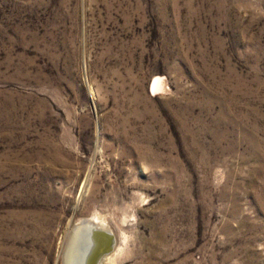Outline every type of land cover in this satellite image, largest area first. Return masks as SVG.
<instances>
[{"label":"rangeland","instance_id":"obj_1","mask_svg":"<svg viewBox=\"0 0 264 264\" xmlns=\"http://www.w3.org/2000/svg\"><path fill=\"white\" fill-rule=\"evenodd\" d=\"M98 215L106 264H264V0H0V264Z\"/></svg>","mask_w":264,"mask_h":264},{"label":"bare ground","instance_id":"obj_2","mask_svg":"<svg viewBox=\"0 0 264 264\" xmlns=\"http://www.w3.org/2000/svg\"><path fill=\"white\" fill-rule=\"evenodd\" d=\"M155 83L156 80L153 85ZM98 216H96L98 223L90 220L82 224L77 223V227L73 229L67 241L63 264H96L99 256L106 251L108 252L101 256L97 264H103L111 259L110 257L116 248V237L109 226L104 224V221ZM88 229L93 231L90 235L87 234L88 237L85 234L83 236V233H87Z\"/></svg>","mask_w":264,"mask_h":264},{"label":"water","instance_id":"obj_3","mask_svg":"<svg viewBox=\"0 0 264 264\" xmlns=\"http://www.w3.org/2000/svg\"><path fill=\"white\" fill-rule=\"evenodd\" d=\"M87 221H88L87 219H83V220L79 221V224L86 223ZM87 231H88L87 233H86V232L83 233V236H84V234H85V236L88 237L87 234L90 235V233H91L93 230H92V229H90V230L88 229ZM106 232H107V233H110V232H108V231H106ZM89 238H90V237H89ZM106 252H108V251H106ZM106 252H104V253H106ZM104 253H102V254L99 256L98 260L96 261V264L98 263L99 259L101 258V256H102Z\"/></svg>","mask_w":264,"mask_h":264}]
</instances>
